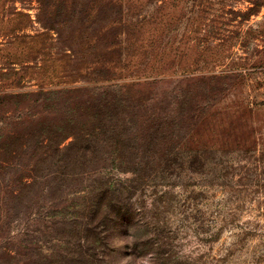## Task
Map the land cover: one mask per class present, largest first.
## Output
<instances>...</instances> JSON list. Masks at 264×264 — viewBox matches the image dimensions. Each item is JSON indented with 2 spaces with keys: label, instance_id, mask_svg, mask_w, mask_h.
<instances>
[{
  "label": "rangeland",
  "instance_id": "374dc122",
  "mask_svg": "<svg viewBox=\"0 0 264 264\" xmlns=\"http://www.w3.org/2000/svg\"><path fill=\"white\" fill-rule=\"evenodd\" d=\"M106 176L108 264H264V0H0V264H83Z\"/></svg>",
  "mask_w": 264,
  "mask_h": 264
},
{
  "label": "trees",
  "instance_id": "16d2710c",
  "mask_svg": "<svg viewBox=\"0 0 264 264\" xmlns=\"http://www.w3.org/2000/svg\"><path fill=\"white\" fill-rule=\"evenodd\" d=\"M99 116L96 123L91 127L90 137L80 136L76 142H72L70 145L68 151L75 150L76 154L63 153L57 145V141H55L52 146L56 150L53 151L54 156H52V159L58 158L62 167H69L70 164L76 165L78 162L83 161L86 154L78 152L89 150L95 146L96 137L104 128L103 118L106 122H110L104 111ZM109 128L110 126L107 129ZM131 188L133 189V187ZM125 190L126 188L123 191L121 187L117 189L113 185L111 177L106 176L97 184L95 182L92 184L85 198L78 205L79 211L77 212L82 218V226L76 229L79 233L77 235L78 241H82L81 250L83 253L81 259L84 258L83 264H108L107 257L109 252L112 251L117 222L121 221V224L127 225L132 220L137 219L135 207L132 206L131 202L133 193L128 191L126 195ZM139 247L143 248V244Z\"/></svg>",
  "mask_w": 264,
  "mask_h": 264
}]
</instances>
